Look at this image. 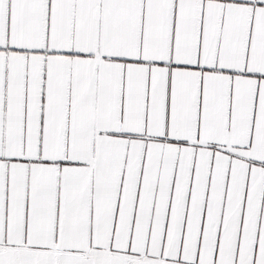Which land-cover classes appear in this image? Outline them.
I'll return each mask as SVG.
<instances>
[{
	"label": "snow or ice",
	"instance_id": "1",
	"mask_svg": "<svg viewBox=\"0 0 264 264\" xmlns=\"http://www.w3.org/2000/svg\"><path fill=\"white\" fill-rule=\"evenodd\" d=\"M0 264H264V0H0Z\"/></svg>",
	"mask_w": 264,
	"mask_h": 264
}]
</instances>
